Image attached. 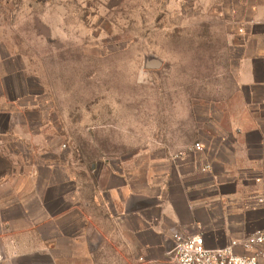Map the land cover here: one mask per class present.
<instances>
[{
    "label": "rangeland",
    "instance_id": "rangeland-1",
    "mask_svg": "<svg viewBox=\"0 0 264 264\" xmlns=\"http://www.w3.org/2000/svg\"><path fill=\"white\" fill-rule=\"evenodd\" d=\"M236 1L0 0V264L134 262L93 180L206 127Z\"/></svg>",
    "mask_w": 264,
    "mask_h": 264
},
{
    "label": "crops",
    "instance_id": "crops-1",
    "mask_svg": "<svg viewBox=\"0 0 264 264\" xmlns=\"http://www.w3.org/2000/svg\"><path fill=\"white\" fill-rule=\"evenodd\" d=\"M236 2L228 7L232 78L206 127L182 148H160L155 161L124 162L93 180V206L125 234L132 264H174L175 232L201 233L219 248L264 229V0ZM197 141L204 150L173 157ZM89 206L79 197L83 218Z\"/></svg>",
    "mask_w": 264,
    "mask_h": 264
},
{
    "label": "built area",
    "instance_id": "built-area-1",
    "mask_svg": "<svg viewBox=\"0 0 264 264\" xmlns=\"http://www.w3.org/2000/svg\"><path fill=\"white\" fill-rule=\"evenodd\" d=\"M202 150H204V145L197 141L173 157ZM209 168L210 164L202 166L203 171ZM258 202L264 203V198L260 197ZM173 239L174 247L170 255L176 264H260L264 261V229H257L242 238L233 239L224 247L219 248L208 247L201 233L175 232ZM236 247L242 248L244 252H236Z\"/></svg>",
    "mask_w": 264,
    "mask_h": 264
},
{
    "label": "water",
    "instance_id": "water-1",
    "mask_svg": "<svg viewBox=\"0 0 264 264\" xmlns=\"http://www.w3.org/2000/svg\"><path fill=\"white\" fill-rule=\"evenodd\" d=\"M161 65V60L158 58H149L145 61L147 68H158Z\"/></svg>",
    "mask_w": 264,
    "mask_h": 264
}]
</instances>
